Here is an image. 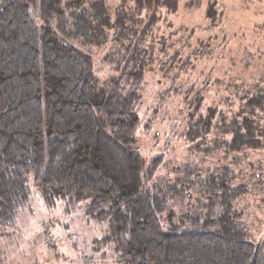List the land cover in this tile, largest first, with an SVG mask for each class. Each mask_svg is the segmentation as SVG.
<instances>
[{
	"label": "trees",
	"instance_id": "1",
	"mask_svg": "<svg viewBox=\"0 0 264 264\" xmlns=\"http://www.w3.org/2000/svg\"><path fill=\"white\" fill-rule=\"evenodd\" d=\"M178 9L179 0H0V236L29 203L31 176L49 207L89 201L93 217L109 218L106 238L121 264H264V238L235 239L226 230L235 225L227 220L237 215L233 202L242 183L240 168H230L227 158L234 151L241 166L248 150L264 143L262 81L242 86L237 78H216L215 103L202 105L203 84L165 114L187 116L180 120L186 125L181 137L206 145L198 149L211 146L221 166L201 169L190 183L201 190V181L212 201L208 212L198 211L190 227L178 231L165 222L169 197L181 195L169 178H180L167 176L174 169L167 170L163 153L145 161L139 129L143 124L149 133L170 92L175 97L184 88L177 78L184 66L177 54L181 40L176 32L163 36L158 23L164 11ZM120 29L129 58L102 81L94 75L90 47ZM151 67L170 83L159 87L158 108L144 121ZM190 171L184 167L180 175ZM196 201L204 203L199 195Z\"/></svg>",
	"mask_w": 264,
	"mask_h": 264
},
{
	"label": "rangeland",
	"instance_id": "2",
	"mask_svg": "<svg viewBox=\"0 0 264 264\" xmlns=\"http://www.w3.org/2000/svg\"><path fill=\"white\" fill-rule=\"evenodd\" d=\"M163 14V20L158 22L163 36L166 32H176L181 40L176 47L179 49L177 54L183 55L184 66L178 69L182 73L177 78L184 88H181L180 96L174 97L170 92L149 133H144L143 124L139 132L145 161H149L146 157L163 153L167 170L174 169L167 176L180 178V182L169 178L170 189L181 195L169 197L171 212L164 215L168 227L178 231L190 227L189 223L198 216V211L202 210L203 215L208 212V203L212 202L203 196L206 190L201 181L198 184L201 190L196 181L190 183L201 169L209 167L220 171L221 166L217 164L219 157L212 155L211 146L207 147L208 151L198 149L206 148V145H200L199 139L181 137L186 125H181L180 120L187 121V116L177 114L172 118L165 114L172 108L175 110L180 97L188 98L203 84L207 90H204L202 105L215 103L218 98L215 79L219 77L224 82L237 78L242 86L262 81L259 85L264 89V0H179L176 13L164 11ZM127 23L132 26L131 22ZM123 34L122 29L118 33L109 30L107 42L90 47L94 75L102 81L107 82L112 75L118 74L129 58L126 43L123 45L120 41L125 38ZM174 49L173 46L171 54ZM154 66L158 65L154 63ZM152 67L147 71L149 96L145 102L151 110L143 116L144 121L152 118L158 108L154 102L159 87L170 83ZM248 151L251 153L244 156L241 166L234 161L238 157L234 151L227 158L230 168L236 171L240 168L242 183L233 202L237 215L227 220L235 225L226 230H230L232 238L260 243L264 238V143ZM184 167L191 169L189 177L180 175ZM165 171L163 166L160 172ZM29 185L32 190L29 203L19 210L16 225L8 227L0 236V264H121L114 243L106 238L110 231L109 218L93 217L87 210L89 201L70 204L60 200L55 207H49L31 176ZM147 185V181H138L139 187L146 188ZM156 186L159 187L156 204L160 205L161 183ZM171 194L174 193L171 191ZM198 195L204 203L196 201Z\"/></svg>",
	"mask_w": 264,
	"mask_h": 264
}]
</instances>
